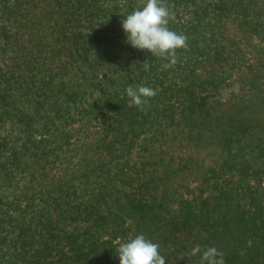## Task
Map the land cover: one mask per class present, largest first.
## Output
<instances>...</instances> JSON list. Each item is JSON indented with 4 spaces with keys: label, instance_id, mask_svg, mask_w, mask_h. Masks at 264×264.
<instances>
[{
    "label": "trees",
    "instance_id": "1",
    "mask_svg": "<svg viewBox=\"0 0 264 264\" xmlns=\"http://www.w3.org/2000/svg\"><path fill=\"white\" fill-rule=\"evenodd\" d=\"M144 3L0 0V264H120L139 234L264 264V0H164L166 70L125 42Z\"/></svg>",
    "mask_w": 264,
    "mask_h": 264
},
{
    "label": "clouds",
    "instance_id": "2",
    "mask_svg": "<svg viewBox=\"0 0 264 264\" xmlns=\"http://www.w3.org/2000/svg\"><path fill=\"white\" fill-rule=\"evenodd\" d=\"M170 13L164 0H145L142 9H136L121 21L126 43L134 49L147 51L153 57L167 61L163 69L173 67L177 62V50L187 49L188 37L178 34L168 28ZM145 70L148 62L144 63ZM230 91L239 93V86L235 85ZM128 107L135 106L140 111H145L150 99L157 95V90L146 86L126 88ZM226 98V97H225ZM250 245V242H249ZM160 245L139 234L134 238L129 237L127 242L120 243L117 254L120 264H165V258L160 254ZM202 253V254H201ZM200 255L199 264H225L224 253L216 247H207L203 251L196 245L190 256Z\"/></svg>",
    "mask_w": 264,
    "mask_h": 264
},
{
    "label": "rangeland",
    "instance_id": "3",
    "mask_svg": "<svg viewBox=\"0 0 264 264\" xmlns=\"http://www.w3.org/2000/svg\"><path fill=\"white\" fill-rule=\"evenodd\" d=\"M204 154V153H203Z\"/></svg>",
    "mask_w": 264,
    "mask_h": 264
}]
</instances>
